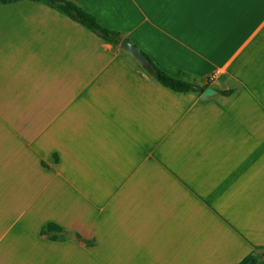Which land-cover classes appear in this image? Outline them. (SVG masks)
<instances>
[{
	"label": "rangeland",
	"instance_id": "374dc122",
	"mask_svg": "<svg viewBox=\"0 0 264 264\" xmlns=\"http://www.w3.org/2000/svg\"><path fill=\"white\" fill-rule=\"evenodd\" d=\"M152 1L113 0L111 17ZM158 3L163 25L175 13L190 29L177 49L162 32L124 33L217 93L165 86L105 42L135 79L111 67L89 91H64L62 63L34 52L31 11L0 25V264H235L264 253V0ZM75 21L71 41L99 49L104 39ZM49 221L65 229L42 233Z\"/></svg>",
	"mask_w": 264,
	"mask_h": 264
},
{
	"label": "crops",
	"instance_id": "0c3cea01",
	"mask_svg": "<svg viewBox=\"0 0 264 264\" xmlns=\"http://www.w3.org/2000/svg\"><path fill=\"white\" fill-rule=\"evenodd\" d=\"M79 1L90 11L95 13L102 23L109 27L111 26V28L123 31L124 28L135 29L138 27L139 29H143L146 36L150 37L152 40H156L159 33L162 32L159 38H167V43L174 41L175 44L171 45H173L176 49L179 46L176 43L181 41L182 37L188 34L190 30L182 24L181 20L180 22L178 21V15L175 13H173L172 17L170 16L171 18L169 21L173 24L172 26L170 25L169 28L162 24V18L161 21L156 19L154 17L155 14H165L164 11H161L159 8V0H153L148 3L141 2L139 4L137 2H133L135 5L134 12H132V5L130 3L127 12L125 13L124 10L122 11L126 19L125 21H120L111 17L114 15V11L112 10L113 0H107L108 3L106 5H102V3L98 0ZM138 5L143 8L136 7ZM101 6L105 7L104 12L109 13V16L104 19L106 22L102 20V16L100 14L101 12L99 11V7ZM21 8L29 9L32 13L31 23L34 26V52L36 51L37 55H40V52L44 51L45 55L47 56L48 54L51 56L52 60L56 63H62V69H59L56 73L58 75H60V73L62 74L64 91L75 89L70 87H76L79 85L80 88H77V92H81L82 90H84V92L89 91L90 88L95 86V80L99 78L98 73L111 67H115L118 75H125L126 77L130 76L131 79H135L137 72L133 66L125 58L121 57V55L117 53L115 54L111 49L107 47L104 48L103 46V42L111 46L114 44L103 40L101 41V44H99V49H88L84 47L81 42H72L69 35L71 32H75L74 26H77L76 23H73L74 20L69 15L52 5L35 0H18L9 3H2L0 4V25L2 26L6 23H11L12 25L17 23L22 24L23 22L28 21V19L24 17L23 13L16 12V10ZM136 10L140 11L141 15L135 20H132L128 17V14L129 12L136 13ZM176 11H178V9ZM112 19L116 20L113 21ZM191 26V30H193V24ZM164 27H166L167 30ZM124 36H126V34ZM130 37L151 56L149 53L151 51L147 48V46H149L147 43H152L151 41L143 42L132 36ZM92 42L95 43L96 41L92 40ZM167 43L165 44L167 45ZM73 55L79 56L78 60L80 61V65L76 61L75 65L72 66ZM151 57L153 58V56ZM153 59L158 62L160 66L164 67L168 72L173 74L170 69L160 63L161 61L159 62L155 58ZM74 79L75 82L73 83Z\"/></svg>",
	"mask_w": 264,
	"mask_h": 264
},
{
	"label": "trees",
	"instance_id": "16d2710c",
	"mask_svg": "<svg viewBox=\"0 0 264 264\" xmlns=\"http://www.w3.org/2000/svg\"><path fill=\"white\" fill-rule=\"evenodd\" d=\"M18 0H0V4L9 3ZM40 1L49 5H52L60 9L65 14L69 15L71 18L77 22L82 23L87 28L98 34L107 42L114 45H119L124 37V32L120 29L111 28L98 18V16L86 8L79 0H35ZM152 58V57H151ZM149 73L160 81L165 86H168L179 92H204L207 85H201L190 81L184 76H176L166 71L162 66H160L153 58L152 63L146 66ZM234 92L233 89H226L224 93L231 95ZM64 226L56 221H49L45 224L41 232L49 233L52 231L61 232L64 230ZM54 238H58V234H53ZM257 258L254 252H250L244 258L239 260L235 264H256Z\"/></svg>",
	"mask_w": 264,
	"mask_h": 264
},
{
	"label": "water",
	"instance_id": "95a60500",
	"mask_svg": "<svg viewBox=\"0 0 264 264\" xmlns=\"http://www.w3.org/2000/svg\"><path fill=\"white\" fill-rule=\"evenodd\" d=\"M121 46L136 56L140 61H142L146 66L152 63L151 56L130 36L126 35L123 37L121 41ZM218 92L216 87L210 86L207 87L206 90L203 92V97H208ZM263 253H256L255 256L257 259H262Z\"/></svg>",
	"mask_w": 264,
	"mask_h": 264
}]
</instances>
